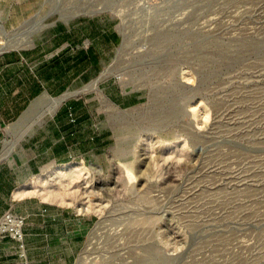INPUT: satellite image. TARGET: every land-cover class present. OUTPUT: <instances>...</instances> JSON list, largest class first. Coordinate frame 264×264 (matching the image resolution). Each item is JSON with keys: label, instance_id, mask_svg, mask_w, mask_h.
Instances as JSON below:
<instances>
[{"label": "rangeland", "instance_id": "rangeland-1", "mask_svg": "<svg viewBox=\"0 0 264 264\" xmlns=\"http://www.w3.org/2000/svg\"><path fill=\"white\" fill-rule=\"evenodd\" d=\"M87 17L119 32L111 62L24 115L32 139L68 121L84 142L48 173L17 175L92 217L76 264H264V0H0V55Z\"/></svg>", "mask_w": 264, "mask_h": 264}, {"label": "crops", "instance_id": "crops-1", "mask_svg": "<svg viewBox=\"0 0 264 264\" xmlns=\"http://www.w3.org/2000/svg\"><path fill=\"white\" fill-rule=\"evenodd\" d=\"M101 18L56 23L41 32L32 45L0 55V144L10 139L14 142L10 154L2 156L7 160H0V217L9 210L26 217L24 231L31 264H76L93 226L89 214L30 195L22 187L26 180L17 175L24 166L35 163L38 168L29 174L48 173L73 158L74 147L84 142L80 128L68 121L55 136L47 139L40 134L32 139L25 133L31 123L24 115L41 97L90 84L97 71L111 62V52L119 44L120 35L112 23ZM104 92L119 106L123 104L126 93L113 95L107 87ZM135 97L132 102L140 101V96ZM61 111L67 114V106ZM35 139L49 144L47 152L33 151ZM89 158L101 164L97 151ZM17 202L26 207L18 208ZM0 264H21L18 246L9 237L0 241Z\"/></svg>", "mask_w": 264, "mask_h": 264}, {"label": "built area", "instance_id": "built-area-1", "mask_svg": "<svg viewBox=\"0 0 264 264\" xmlns=\"http://www.w3.org/2000/svg\"><path fill=\"white\" fill-rule=\"evenodd\" d=\"M71 121H75V119H71ZM25 225V216L15 214L11 210L5 212L3 216L0 217V241L7 237L14 240L19 249L21 264H31L27 254L24 231Z\"/></svg>", "mask_w": 264, "mask_h": 264}, {"label": "bare ground", "instance_id": "bare-ground-1", "mask_svg": "<svg viewBox=\"0 0 264 264\" xmlns=\"http://www.w3.org/2000/svg\"><path fill=\"white\" fill-rule=\"evenodd\" d=\"M44 18V17H43ZM34 20V19H33ZM42 20V19H41ZM43 22V21H42ZM35 24V23H34ZM40 24V20H38V25ZM34 26H36V25H34ZM33 26V27H34ZM36 28H37V26H36ZM35 28V29H36ZM34 29V28H33ZM33 29H31V30H33ZM28 36V35H27ZM8 39H10V38H8ZM22 40H24V39H22ZM5 45L4 46H2L1 48H0V52H2L3 50H5V49H7V48H9V47H11V42H9L8 40L7 41H5V43H4ZM19 46V45H18ZM96 83V82H95ZM71 95V93H69V94H67V95H64L63 97H60V98H57V99H53V108H56V107H58L59 106V104L63 101V100H65L68 96H70ZM45 112H43L42 114H44ZM13 148V147H12ZM10 151H11V149H10ZM8 153V152H7ZM7 153H6V155H7ZM10 154V153H9ZM8 154V155H9Z\"/></svg>", "mask_w": 264, "mask_h": 264}]
</instances>
